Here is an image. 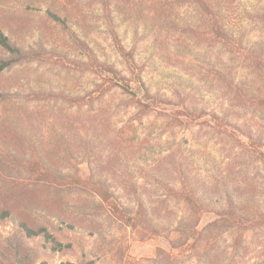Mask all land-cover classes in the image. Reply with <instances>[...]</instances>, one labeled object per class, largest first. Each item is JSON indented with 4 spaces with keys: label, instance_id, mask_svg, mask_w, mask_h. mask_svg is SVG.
<instances>
[{
    "label": "rangeland",
    "instance_id": "1",
    "mask_svg": "<svg viewBox=\"0 0 264 264\" xmlns=\"http://www.w3.org/2000/svg\"><path fill=\"white\" fill-rule=\"evenodd\" d=\"M49 1L0 0V8L9 9L0 11V26L10 37L19 44L41 42L46 47L40 60L0 74V90L20 93L0 100V212L11 211L9 217L0 215V264L17 261L13 246L22 236L16 215L45 224L61 244L53 250L42 238H23L17 256L22 264H157L150 258L157 248L168 249L164 235L140 239L112 212L110 202L133 207L143 200L166 224L176 220L183 205L166 196L164 184L191 185L211 208L225 204L230 193L264 209V166L251 147V133L264 142V67L251 63L253 47L264 51V0H218L223 26L233 37L231 46L211 36L196 40L181 32L200 21L193 0H109L122 44L134 48L152 92L171 102H157L141 117L138 106L118 89L80 108L52 94L82 96L93 92L100 80L95 66L86 70L78 64L89 59L78 39L101 61L114 63L127 76L129 70L115 50L101 0H55L66 15V28L45 16ZM171 24L179 31L172 32ZM185 107L206 113L194 123L185 122L177 115ZM213 111L225 121H213ZM176 118L187 125H178ZM8 149L26 152L25 158L37 153L69 174L105 180L114 198L98 208L97 196L74 190L63 192L60 200L52 186L36 184L28 176L24 154L8 155ZM260 150L264 152V146ZM23 203L37 210L26 213ZM47 211L52 216H44ZM215 217L213 211L204 212L198 227ZM246 237L248 253L231 263L261 264L264 228ZM229 238L221 236L220 247Z\"/></svg>",
    "mask_w": 264,
    "mask_h": 264
},
{
    "label": "trees",
    "instance_id": "2",
    "mask_svg": "<svg viewBox=\"0 0 264 264\" xmlns=\"http://www.w3.org/2000/svg\"><path fill=\"white\" fill-rule=\"evenodd\" d=\"M54 1L47 2L44 10L45 16L53 23L66 28V15L58 11ZM193 1L195 9H198L197 19L200 18V21L194 25L188 24L184 27L182 26L183 28L180 29L181 32L196 40L211 36L215 41L217 40L223 44L227 43L231 46L230 40H233V37L223 26L218 0ZM100 5L103 18L109 26V33L113 40L115 50L126 62L129 75H125L114 63H108L98 59L96 55L94 56L92 54L91 48L78 39L87 49V55L89 57L87 62H78V64L86 66V70H90L89 65L95 66V73L100 80L95 82L93 92H88L82 96H72L61 91L56 93L52 92V94L56 99L60 98L70 103V105L80 108L83 105H92L94 101H100L113 89H118L121 93L127 94L130 97V103L138 106L139 117L153 111L157 102L171 103L167 98L152 92L149 84L142 75L144 67L136 61L134 48H126L122 44L114 27L115 19L109 0H101ZM0 9L2 12L9 11V9ZM5 29L0 26V74L16 65L40 60L44 51H46V47L41 42L34 46L19 44L10 37ZM170 29L171 31L173 29L179 31V28L174 24H171ZM259 47H253L251 49V63L255 68L261 69L264 67V51ZM261 47L263 46L261 45ZM93 93H97L94 98L91 97ZM19 95L20 93L18 91L0 90L1 101L11 100ZM34 95L38 97L39 92H35ZM205 113L206 110L204 109L196 110L186 107L177 111V115L186 119L185 122L191 123H194L195 119ZM210 118L216 122L225 121L224 116L214 111L210 113ZM176 119H178L176 120L178 125H187L179 118ZM64 145L66 153L69 156L72 155L73 152L69 144L65 142ZM263 146L264 142L251 133V147L254 149L252 152L257 155V160L264 166V152L260 150V147ZM11 153H15L14 155H19V157L24 154L22 155V159H27V165L24 168L28 176L33 177V181L36 184L46 185L47 187L52 186L54 195L60 200L64 198L62 196L63 192L67 191L69 193L74 190L86 191L93 196H97L99 202L96 204V207L98 208L102 207L103 203H108L114 198L115 194L106 185L105 180L95 179L93 175L82 178L76 173L69 174L60 168L50 166L37 153L35 156L30 154L27 158H25L26 152L23 151L15 150L13 152V150L8 149L7 154L9 155ZM67 183L71 184L70 187L63 188ZM164 191L167 197H171L183 205V212H181L176 220L167 222L166 224H161L154 217L152 204L145 203L143 200L138 199L133 207H125L116 201L110 202L112 212L119 217L125 226L136 231L140 239H144L147 235H164L163 237L169 247L167 250L157 248L154 256L150 258L151 262L157 264H218L221 260H228L232 264L231 260L240 256L244 257L248 253L246 235L256 229L262 230L264 228V209L253 208L249 202L239 200V198L236 199L230 193H227L225 204L211 208L210 204L202 201L194 188L186 183H182L179 187L164 184ZM23 193L24 191L20 192L21 197ZM30 205L29 203H23L22 205L24 211L29 214L37 210L32 209ZM83 205H88V203ZM206 211H213L216 217L206 223L204 227L199 228L200 218ZM49 214L50 211H47L44 216ZM0 215L1 217H9L11 211L7 209L2 210ZM16 216L13 219L16 222L22 239L42 238L46 243L53 245L51 249H59L60 242L55 239L53 233L49 231L45 224H39L38 221L29 223L21 219L18 215ZM53 216L56 219L58 217L54 213ZM64 222V220H60V223ZM223 235H227L230 238L226 246L220 247L219 238ZM22 239L13 246L15 250L13 255L17 261H11L9 264H22L21 256L17 257L20 255ZM2 256L5 260L10 259V255L7 252H2ZM260 263L264 264V259H261Z\"/></svg>",
    "mask_w": 264,
    "mask_h": 264
}]
</instances>
